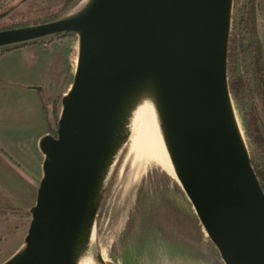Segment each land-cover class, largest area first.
Segmentation results:
<instances>
[{"label": "water", "instance_id": "1", "mask_svg": "<svg viewBox=\"0 0 264 264\" xmlns=\"http://www.w3.org/2000/svg\"><path fill=\"white\" fill-rule=\"evenodd\" d=\"M232 8L233 0H87L60 19L0 30V49L65 33L79 43L56 135L39 139L42 176L24 243L0 264H77L105 173L145 94L174 175L220 260L264 264V192L227 79Z\"/></svg>", "mask_w": 264, "mask_h": 264}, {"label": "rangeland", "instance_id": "2", "mask_svg": "<svg viewBox=\"0 0 264 264\" xmlns=\"http://www.w3.org/2000/svg\"><path fill=\"white\" fill-rule=\"evenodd\" d=\"M57 1L0 0V29L51 19L61 7ZM44 42L0 49V263L24 243L42 176L39 139L56 135L61 98L78 57L76 34ZM251 56H260L264 70V0H233L227 79L250 162L264 172V152L254 142L257 135L264 144V105L250 71ZM122 143L99 195L89 239L98 261L223 264L177 179L155 162L137 170L129 135Z\"/></svg>", "mask_w": 264, "mask_h": 264}, {"label": "bare ground", "instance_id": "3", "mask_svg": "<svg viewBox=\"0 0 264 264\" xmlns=\"http://www.w3.org/2000/svg\"><path fill=\"white\" fill-rule=\"evenodd\" d=\"M126 126L129 131V154L136 169L140 170L148 162H155L165 169L172 178L176 179L164 146L155 102L150 95L145 94L137 99L128 116ZM122 145L123 143L111 160L105 173L102 187L108 180ZM177 181L182 187V182L180 180ZM188 199L191 202L190 197ZM103 261V257L101 261H98L94 252L91 251V244L89 243L79 253L77 264H105Z\"/></svg>", "mask_w": 264, "mask_h": 264}, {"label": "trees", "instance_id": "4", "mask_svg": "<svg viewBox=\"0 0 264 264\" xmlns=\"http://www.w3.org/2000/svg\"><path fill=\"white\" fill-rule=\"evenodd\" d=\"M84 0H58L56 2V4H60V10L54 15L53 18L51 19H47L46 21H39V23H45V22H49V21H53L56 19H60L64 16H66L72 9H74L79 3H81ZM32 24H38L37 22H34ZM32 24H27V25H32ZM27 25H16L14 27H20V26H27ZM14 27H5V28H14ZM1 30V29H0ZM72 35V33H65V34H61L58 36H55L56 38H62L65 36H69ZM30 44H38L41 46H45L47 43L44 42V40H40V41H36V42H31L28 44H24L22 46H15L12 48H5V49H1L2 51H8L11 49H17L20 47H23L25 45H30ZM260 61L262 62V59H260V56H251V73L254 75V81H255V85H256V89H257V97L262 101L263 105H264V70H263V66L262 64H259ZM58 102L55 103V105H57ZM250 132V130H247ZM253 134V133H251ZM254 142L258 145V148L264 152V144L262 142V139L260 138V136H255L254 137ZM252 164V163H251ZM254 172L259 180V183L261 185V188L264 192V172L261 171L256 165L252 164Z\"/></svg>", "mask_w": 264, "mask_h": 264}]
</instances>
